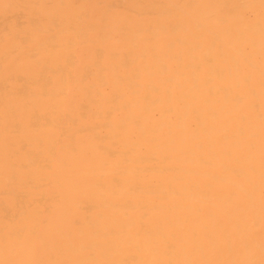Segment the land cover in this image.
<instances>
[{
	"label": "bare ground",
	"instance_id": "obj_1",
	"mask_svg": "<svg viewBox=\"0 0 264 264\" xmlns=\"http://www.w3.org/2000/svg\"><path fill=\"white\" fill-rule=\"evenodd\" d=\"M73 1L72 19L55 16L70 41L48 32L55 21L43 27L32 10L26 13L24 43L13 44L19 55L29 57L30 45L52 46L62 58L52 61L45 50L33 63L14 64L12 76L25 81L23 109L33 104L31 86L50 94V75H58L60 91L78 98L72 112L110 113V138L127 134L147 155L169 154L189 166L158 180L174 198L169 209L159 206L152 220L138 217L134 233L123 221L131 251L115 255L116 242H103L94 231L93 252L79 264H264V0ZM247 8L254 10L251 20L242 14ZM4 96L0 136L2 109L19 112L18 101L3 105ZM64 105L50 102L46 124L80 118L57 114ZM8 147L6 140L3 157ZM59 257L50 253L46 263Z\"/></svg>",
	"mask_w": 264,
	"mask_h": 264
},
{
	"label": "rangeland",
	"instance_id": "obj_2",
	"mask_svg": "<svg viewBox=\"0 0 264 264\" xmlns=\"http://www.w3.org/2000/svg\"><path fill=\"white\" fill-rule=\"evenodd\" d=\"M73 8V0H0V94L5 95L3 105L18 101L19 108L15 114L2 109L5 127L0 147L7 140L9 152L6 157L0 154V264H48L50 253L60 255L53 264H79L83 256L93 252L88 246L94 231L102 233L103 242H116L115 255L126 254L131 246L130 235L120 231L123 221H129L128 232L134 233L138 231V217L152 220L159 206L169 209L174 198L160 188L158 180L189 167L169 154L147 155L145 146L135 144L127 134L110 138L106 126L110 113L72 112L70 105L78 98L73 91H60L58 75H50V94L31 86L33 104L23 109L25 81L12 76L14 64L33 63L45 50L51 51L52 61L62 58V50L52 46L38 51L30 45L29 57L19 55L13 44L24 43L25 31L30 28L26 13L32 10L43 27L55 21L48 32L70 41L71 34L62 32L55 16L62 13L72 19ZM242 14L251 20L254 10L247 8ZM16 30L24 31L16 34ZM35 71L29 67L30 76H35ZM86 82L94 83L92 77ZM69 88L75 89L73 85ZM52 100L65 104L57 114L80 118H69L62 126L46 124V115L52 119L48 107ZM149 116L155 120L158 112ZM93 117L101 121L93 124ZM126 142L132 146L122 149ZM45 244L51 247L47 249Z\"/></svg>",
	"mask_w": 264,
	"mask_h": 264
}]
</instances>
